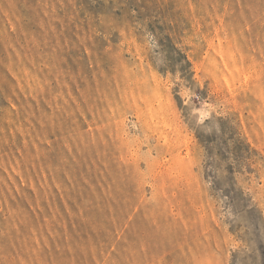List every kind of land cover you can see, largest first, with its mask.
<instances>
[{"label":"rangeland","instance_id":"374dc122","mask_svg":"<svg viewBox=\"0 0 264 264\" xmlns=\"http://www.w3.org/2000/svg\"><path fill=\"white\" fill-rule=\"evenodd\" d=\"M0 264H264V0H0Z\"/></svg>","mask_w":264,"mask_h":264}]
</instances>
